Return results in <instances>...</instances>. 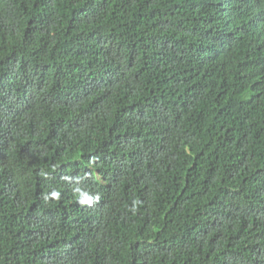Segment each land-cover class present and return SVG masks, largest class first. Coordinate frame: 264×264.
<instances>
[{
    "label": "trees",
    "instance_id": "trees-1",
    "mask_svg": "<svg viewBox=\"0 0 264 264\" xmlns=\"http://www.w3.org/2000/svg\"><path fill=\"white\" fill-rule=\"evenodd\" d=\"M0 264H264V0H0Z\"/></svg>",
    "mask_w": 264,
    "mask_h": 264
}]
</instances>
